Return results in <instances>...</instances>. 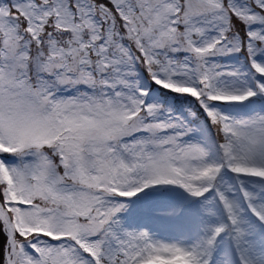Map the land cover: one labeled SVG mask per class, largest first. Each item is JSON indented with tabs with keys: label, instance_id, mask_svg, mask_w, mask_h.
Masks as SVG:
<instances>
[{
	"label": "snow or ice",
	"instance_id": "6c2138e0",
	"mask_svg": "<svg viewBox=\"0 0 264 264\" xmlns=\"http://www.w3.org/2000/svg\"><path fill=\"white\" fill-rule=\"evenodd\" d=\"M0 264H264V0H0Z\"/></svg>",
	"mask_w": 264,
	"mask_h": 264
}]
</instances>
